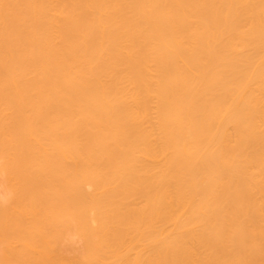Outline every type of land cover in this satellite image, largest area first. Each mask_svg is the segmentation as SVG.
Returning a JSON list of instances; mask_svg holds the SVG:
<instances>
[{"label":"bare ground","instance_id":"1","mask_svg":"<svg viewBox=\"0 0 264 264\" xmlns=\"http://www.w3.org/2000/svg\"><path fill=\"white\" fill-rule=\"evenodd\" d=\"M0 264H264V0H0Z\"/></svg>","mask_w":264,"mask_h":264}]
</instances>
